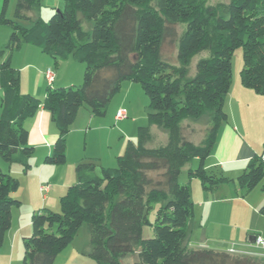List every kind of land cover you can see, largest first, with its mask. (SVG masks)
Wrapping results in <instances>:
<instances>
[{"label":"trees","instance_id":"trees-1","mask_svg":"<svg viewBox=\"0 0 264 264\" xmlns=\"http://www.w3.org/2000/svg\"><path fill=\"white\" fill-rule=\"evenodd\" d=\"M62 1L63 8L45 22L31 15L40 0H16L13 20L7 18L9 0H2L0 24L11 30L4 50L12 53L28 44L55 65L70 58L83 64L84 72L80 86H48L37 99L20 92L18 71L8 60L0 64V162L27 173L34 148L23 123L43 109L57 129L44 161L63 165L79 109L105 116L126 81L139 84L148 98L147 124L138 127L135 141H127L115 167H103L96 159L76 164L77 181L60 197L59 211L41 209L30 216L21 264H54L83 225L97 264H262L252 257L192 249L184 240L194 215L192 180L206 193L235 183L242 195L264 180L262 154L253 155L236 179L204 167L228 119L224 102L237 49L243 57L241 85L264 97V0ZM168 46L174 48L173 60ZM202 119L205 127L194 140L192 125ZM153 126L165 134L163 142ZM194 159L198 167L187 169L181 184L180 174ZM18 187V180L0 167V246L11 227L12 209L21 205L12 197ZM258 212L264 216V203ZM146 226L152 227L150 238L143 237ZM134 254L132 263L123 261Z\"/></svg>","mask_w":264,"mask_h":264},{"label":"crops","instance_id":"crops-1","mask_svg":"<svg viewBox=\"0 0 264 264\" xmlns=\"http://www.w3.org/2000/svg\"><path fill=\"white\" fill-rule=\"evenodd\" d=\"M40 2L44 4L45 8H48L46 0H40ZM1 3L2 0H0V8ZM55 8H61V5L57 2L54 7L48 10L49 13L38 5L33 9L31 15L33 18H45ZM10 33L9 27L0 24V64L8 60L11 66L18 71L19 90L22 94H30L37 99H42L48 86L53 88L69 87L75 84L78 85L81 82L83 66L70 58L61 60L55 65L52 58L42 53L39 48L28 44H23L18 51L12 53L4 50ZM45 70L54 72L55 76L51 84L44 76ZM125 87L128 88L130 86L126 84ZM258 95L252 89L243 87L238 80L233 82L224 102V109L228 117L227 122L219 128L214 148L204 161V167L207 171L222 174L230 179H236L253 155L263 153L264 108L263 99L261 103ZM253 101L259 102L256 112L253 111ZM107 112L108 109L106 114ZM126 113L128 114L129 111ZM115 115L116 112L112 108L109 120L101 121L98 120L99 117L91 115L85 107L79 109L66 138V161L69 166L71 165L75 168L76 164L83 159H96L103 167L114 166L116 158L124 153L127 141H135L136 139L133 135L131 137L129 135L128 139L123 141L122 134L118 136L115 133L117 129L109 128L110 121L116 120ZM23 126L28 132L29 145L34 148L31 162L36 170H32L31 174L26 176L29 178L25 180V177L20 173V166L13 165L8 168L10 174L22 182L19 183L17 191L12 194V197L17 198L21 205L12 209L11 227L5 234L4 241L0 246V264L22 263V240L31 234L30 216L32 213L41 209L57 210L60 197L66 193L69 186L77 181L73 170L72 174L69 172H66V175L63 174L62 181L59 182V180L54 178L57 176L59 168L57 166H49L44 161V158L52 153L57 138V129L51 120L50 114L43 109H39L34 116L24 121ZM151 129L157 135L158 128L153 126ZM105 132L109 134L106 135ZM82 136L85 143L87 142V146H90L92 150V153L88 155L83 154L80 148L78 149ZM164 136L165 134L163 133L159 137L161 142L165 140ZM3 165L6 167L5 164L0 163L2 170H4ZM60 169L61 174L66 171L65 168ZM32 179H35L38 185L35 182V185L29 187L27 183L32 181ZM41 186H47L48 190L41 192ZM190 188L191 201H193L194 209L198 208L201 220L212 217L210 216L212 212H214V218L232 213L233 215L241 216L248 223L243 229L246 243L254 244L248 241L252 236L264 239V216L258 212L260 206L264 203V194H253V192H250L242 195L243 193L235 183L223 184L215 192L206 193L200 188L199 184L192 180ZM240 247L245 251L234 255L256 258L264 264V259L261 255L248 251V246L240 245Z\"/></svg>","mask_w":264,"mask_h":264},{"label":"rangeland","instance_id":"rangeland-1","mask_svg":"<svg viewBox=\"0 0 264 264\" xmlns=\"http://www.w3.org/2000/svg\"><path fill=\"white\" fill-rule=\"evenodd\" d=\"M48 5V8L44 7V4H41L40 2V8L44 9V11L48 12L52 7H54L57 2L61 5V8H55L54 10H51L50 14L46 15L45 18H41L43 21H48L51 16L58 10H61L63 8V1L62 0H46ZM10 6H8V11H7V18L10 17V19L13 18V9L14 5L16 3V0H9ZM53 3V4H52ZM53 5V6H52ZM16 23L24 26V27H30V24L25 21H15ZM167 56H171V59L173 60L175 57V51L173 47H167ZM200 56L194 57L191 61L190 65V70L191 72H194L196 62ZM243 65V57H242V51L241 49H237L232 58H231V87L233 85V82L235 80H238L240 82V71L242 69ZM83 66V72H84V65ZM47 70L44 71V73ZM53 72L52 70H50ZM54 73V72H53ZM71 74V72H70ZM69 74V75H70ZM45 76V75H44ZM82 80H83V74H82ZM81 82L78 85L74 86H80ZM126 84L130 87H125ZM230 87V89H231ZM230 91V90H229ZM228 95V94H227ZM260 102L263 99V108H264V97L261 95H258ZM262 103V102H261ZM108 112L105 116L99 117L98 120L101 121H106L109 120V116L113 110L116 112V115L118 111L124 110L125 112L129 111V113H126V118L121 119V120H112L110 121L109 128H114L117 129L116 134L120 136L122 134L123 141H126L130 135H133L136 137L138 127L140 126H145L147 124V113L149 111L148 108V98L145 95L144 91L142 90L141 86L136 83L132 82H123L121 85L120 91L112 98L110 104H109ZM253 105V111H257V107H259V102H254L252 103ZM127 109V110H126ZM264 111V109H263ZM226 112V111H225ZM227 113V112H226ZM109 114V115H108ZM115 115V117H116ZM140 121V122H139ZM205 119H202V121L197 122L193 124L192 126L195 128V135H194V140L198 139L201 137V130L204 129L205 127ZM142 123V124H138ZM105 134H109L105 132ZM163 135V132L161 130H157V136L161 137ZM105 136V135H103ZM165 137V136H164ZM166 138V137H165ZM89 144V143H88ZM87 142L85 143L84 137L82 136L79 144H78V149L82 150L83 154L88 155L92 153V150L90 146H87ZM84 156V155H83ZM33 157V155H32ZM31 157V159H32ZM31 159L29 160V165L30 168L26 173L23 172L22 168L20 169V173L22 174L23 177H25V180H27L26 176H29L31 174L32 170H36L35 166L32 164ZM45 159V158H44ZM85 160V159H83ZM87 160V159H86ZM43 163V159L41 160ZM192 160L186 168L183 169L182 173L180 174L179 177V182L181 184L186 183V170L188 168L191 169H196L198 167V161ZM1 164H4L0 162ZM67 161L63 165H52L48 164L49 166H57L59 169L57 171V176L54 177L55 179L59 180V182L62 181L63 174L66 175V172L73 173V170L75 171V168H73L71 165H68ZM192 164V165H191ZM4 166V165H3ZM15 166V165H14ZM17 166V165H16ZM103 166V165H102ZM116 166V162L113 167ZM191 166V167H190ZM21 167V166H20ZM56 167V168H57ZM105 167V166H104ZM107 167V166H106ZM110 166L109 168H113ZM4 170H2L4 173L10 174V168L8 165L6 167H3ZM15 168V167H13ZM60 168H65L64 173H60ZM12 176V175H11ZM48 177V176H45ZM15 179L18 180L19 183L20 180L16 177ZM30 181V180H29ZM197 184L200 183L197 179L193 180ZM37 182L35 179L30 181L28 186L32 187L35 185ZM38 185V182H37ZM264 180L257 185L252 191L253 194H264ZM201 188V186H200ZM31 191V190H30ZM20 192V191H18ZM17 192V194H18ZM16 194V193H15ZM15 198V197H13ZM31 198H32V193H31ZM34 198V197H33ZM17 199V198H15ZM192 200V199H191ZM34 201V200H33ZM32 202V201H30ZM193 202V201H192ZM228 208V207H227ZM39 210H36L37 212ZM54 212H58L59 208L57 210H51ZM154 210H152L149 214V220L152 223L154 221ZM34 213V212H33ZM214 212L210 213V218H206L201 220L200 213L198 211V208L194 209V215L191 219L188 220L187 226H186V237L184 240V245L192 248V249H209L213 251H218V252H229L233 254H238L240 252H244L240 245L248 246L247 249L248 251L254 252L258 255H261V257L264 259V248L262 247L259 248L256 243L254 244H248L246 243V236H244L243 229L245 228L248 223L246 220H244L241 216L238 215H233L231 214H225L223 216H218L216 218L213 217ZM221 215V214H220ZM215 216V215H214ZM143 237L144 238H150L152 237V227L146 226L143 229ZM261 238V237H260ZM263 239V238H262ZM136 260V255H130L123 259L124 262L132 263L133 261ZM54 264H97L96 261L90 256V246H89V231L86 225L81 226L79 229L78 233L74 237L72 243L64 249L55 259Z\"/></svg>","mask_w":264,"mask_h":264},{"label":"built area","instance_id":"built-area-1","mask_svg":"<svg viewBox=\"0 0 264 264\" xmlns=\"http://www.w3.org/2000/svg\"><path fill=\"white\" fill-rule=\"evenodd\" d=\"M44 75H45L46 80L49 82V84H51V83L53 82V80H54V76H55L54 73L51 72L50 70H47V71L44 73ZM124 118H126V112H125L124 110H120V111H118V113H117L115 119H116V120H121V119H124ZM262 159H263V161H264V151H263V153H262ZM47 190H48V187H47V186H41V187H40V191H41V192H46ZM254 243H256L257 246H259V247H261V248H262V247L264 248V239H262V238H260V237H256ZM229 252H231V251H229Z\"/></svg>","mask_w":264,"mask_h":264},{"label":"water","instance_id":"water-1","mask_svg":"<svg viewBox=\"0 0 264 264\" xmlns=\"http://www.w3.org/2000/svg\"><path fill=\"white\" fill-rule=\"evenodd\" d=\"M248 241L250 242V243H254L255 242V237H250L249 239H248Z\"/></svg>","mask_w":264,"mask_h":264}]
</instances>
